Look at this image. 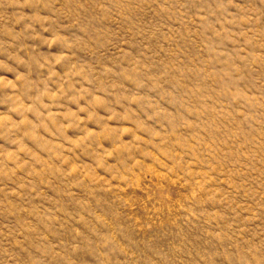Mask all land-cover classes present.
I'll list each match as a JSON object with an SVG mask.
<instances>
[{"label":"rangeland","instance_id":"1","mask_svg":"<svg viewBox=\"0 0 264 264\" xmlns=\"http://www.w3.org/2000/svg\"><path fill=\"white\" fill-rule=\"evenodd\" d=\"M23 15L0 5V154L36 161L75 153L84 171L79 179L52 177L30 201L55 213L50 229L43 215L0 205V234L30 220L57 253L40 264H63L74 229L88 232L81 221L111 232L125 253L132 245L141 264L177 244L189 264H243L245 245L264 248L262 0H145L131 19H89L85 11L47 25L63 33L53 45L50 32L26 29ZM85 23L106 42L71 49L87 61V70L72 69L61 55ZM53 57L60 62L49 63ZM105 64L117 72L103 71ZM129 167L147 175L125 187ZM165 172L170 183L160 182ZM11 198L0 189V201ZM75 258L99 264L86 250Z\"/></svg>","mask_w":264,"mask_h":264},{"label":"clouds","instance_id":"2","mask_svg":"<svg viewBox=\"0 0 264 264\" xmlns=\"http://www.w3.org/2000/svg\"><path fill=\"white\" fill-rule=\"evenodd\" d=\"M145 0H0V5H4L9 12L24 13L23 19L27 21L25 28L28 30L34 27L41 28L43 32H50L47 25L56 23L58 20L68 17H76L77 14L82 18V14L85 11H91L92 16L89 19L96 18H108L111 16H119L125 19H131V17L144 6ZM264 3V0H262ZM161 7L159 3V8ZM31 9V11H25V9ZM255 15L254 12L247 14L249 20ZM43 21V23H41ZM134 27V26H133ZM81 30L84 33L82 36H78V39L69 40L65 45L66 51L62 52L61 60L67 61L71 64L72 69H79L81 66L87 70V61H79L73 59V48H86L89 50H95L98 46H103L106 42V38L102 33H99L95 29L90 28L89 23H85L81 26ZM131 30V27H130ZM51 33V32H50ZM60 34H52L53 39L50 44L56 43V39ZM136 34L145 36L144 30H137ZM67 39V37H64ZM147 39L148 36H145ZM124 51L122 52V56ZM58 61L55 57L49 60V63L57 64ZM129 63H131L129 61ZM105 72H117V68L112 65L105 64L102 66ZM134 68L135 65L133 64ZM124 66L120 65L119 71H124ZM71 71V69H70ZM78 71H72V75H79ZM11 127V125H7ZM15 143V141H13ZM75 153L64 157L63 154L56 156L53 160L52 157L48 159H40L36 161L21 160L18 156L0 154V189H6L11 194L10 200L0 201V205L11 210L13 215L17 213H24L26 216H44L46 228H51L57 221V216L51 210L37 211L32 207L30 201H36V198L43 192L41 185L50 183L51 178L56 175L70 178L79 179L83 174V167L78 164L77 159H74ZM76 164V170H73L72 165ZM27 167L31 169L27 175H20L19 169ZM95 167H101L96 164ZM147 175L143 172V169H137L129 167L124 170V175L127 179L124 181L125 187L136 186V176ZM119 178V177H118ZM162 183H170L171 179L168 172H165V176L161 178ZM197 193L200 192L199 186L195 187ZM192 193H189L191 197ZM15 197V199L13 198ZM19 198V199H18ZM20 200H24L23 204H20ZM16 204H20L19 208H16ZM84 228L88 229V232L80 229H74L76 233L74 235V242L72 243L70 250H66L63 254V264H79L75 258V254L86 250L92 254L99 264H120L122 261H129V264H141L142 257L130 245L127 253L123 252L119 241L115 239L111 232H103L95 230L94 227H89L88 224L81 221ZM216 236L220 239L218 234L210 233L209 239ZM95 237V239H93ZM47 237L43 232L39 231L30 220L22 218V222L17 227L7 230H2L0 234V254L4 256V264H40V260L43 256L51 253L56 255L57 253L52 250L50 245L46 242ZM239 242L237 241L236 244ZM179 247L172 246L167 250H155L154 255L158 259L152 257L143 258V264H181V253L185 252V247L181 244ZM20 249L26 253V256H21L16 249ZM247 253H250L248 259L244 260L243 264H264V248H258L255 251L252 248H248L245 245ZM230 254L236 257L239 254L238 247L229 245ZM205 256L207 250H203ZM224 251H228L225 249ZM36 253H39L37 255ZM259 253V255H257ZM188 256V251L186 253ZM125 257L121 259L120 257ZM205 256H201V260L205 261ZM184 264H189V260L183 259Z\"/></svg>","mask_w":264,"mask_h":264}]
</instances>
